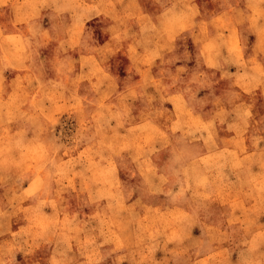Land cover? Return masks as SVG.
<instances>
[{
  "label": "clouds",
  "instance_id": "9594fccd",
  "mask_svg": "<svg viewBox=\"0 0 264 264\" xmlns=\"http://www.w3.org/2000/svg\"><path fill=\"white\" fill-rule=\"evenodd\" d=\"M0 264H264V0H0Z\"/></svg>",
  "mask_w": 264,
  "mask_h": 264
}]
</instances>
